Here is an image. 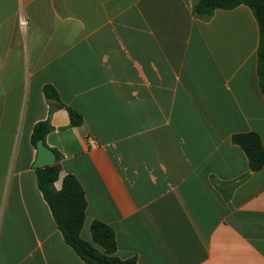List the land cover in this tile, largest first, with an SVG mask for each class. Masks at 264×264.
Segmentation results:
<instances>
[{"label":"crops","instance_id":"1","mask_svg":"<svg viewBox=\"0 0 264 264\" xmlns=\"http://www.w3.org/2000/svg\"><path fill=\"white\" fill-rule=\"evenodd\" d=\"M193 6L0 0V264H88L38 186L44 121L86 193L84 240L97 220L136 264H264V168L233 142L264 145L260 28L247 5L208 20Z\"/></svg>","mask_w":264,"mask_h":264},{"label":"trees","instance_id":"2","mask_svg":"<svg viewBox=\"0 0 264 264\" xmlns=\"http://www.w3.org/2000/svg\"><path fill=\"white\" fill-rule=\"evenodd\" d=\"M240 5L250 7L260 28L257 69L264 96V0H194L193 14L196 18L208 20L216 10H232ZM46 95L49 99L58 100L52 88H46ZM69 113L72 124L80 125L82 117L71 109ZM50 130L49 121L38 123L32 134V143L37 145L40 140L45 142ZM233 142L245 152L250 172L264 168V145L258 133L236 134ZM55 153L57 159L54 164L37 169V180L66 243L88 264H136L135 259L122 260L116 256V233L105 223L93 221L90 226L92 242L84 240L81 233L88 206L86 193L75 176H62V157ZM58 182H61L59 189L56 188Z\"/></svg>","mask_w":264,"mask_h":264},{"label":"water","instance_id":"3","mask_svg":"<svg viewBox=\"0 0 264 264\" xmlns=\"http://www.w3.org/2000/svg\"><path fill=\"white\" fill-rule=\"evenodd\" d=\"M56 153L46 146L44 140L37 143V158L34 163L35 168L46 167L56 162Z\"/></svg>","mask_w":264,"mask_h":264}]
</instances>
